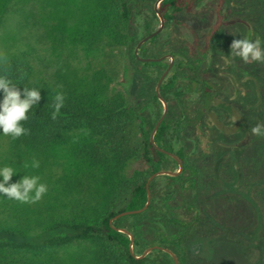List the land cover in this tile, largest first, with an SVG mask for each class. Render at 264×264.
<instances>
[{"label":"trees","instance_id":"obj_1","mask_svg":"<svg viewBox=\"0 0 264 264\" xmlns=\"http://www.w3.org/2000/svg\"><path fill=\"white\" fill-rule=\"evenodd\" d=\"M157 1L0 0V27L32 20L41 30L36 40L54 58L47 77L37 76L31 44L18 28L15 39L24 42L23 49L10 50L9 42H15L13 31L0 49V74L19 86L40 88L43 97L24 123L28 135L17 140L8 137V155L39 160V169L21 170L17 163L14 167L19 175H38L48 185V193L35 204L0 196V264H175L161 249L137 258L154 246L170 250L179 264H190L189 239L198 231L200 220V173L184 135L194 119L188 104L198 107L195 119L215 112L212 103L220 94L223 78L211 60L225 15H219L215 27L205 33L192 23L203 18L199 10L204 0H162L158 12L165 31L141 45L136 55V45L160 23ZM18 14L21 20L15 22ZM183 28L194 34L195 50L208 54L200 73H196L197 59L170 37L163 38L167 29L180 33ZM106 49L125 53L122 84L140 86L145 94L141 99L130 101L111 90L113 75ZM65 52L83 53L88 66L82 74L67 57L60 59ZM164 55L174 62L159 88L168 112L154 143L175 155L182 171L150 182L151 201L145 211L110 223L121 212L144 207L146 183L152 174L179 169L175 158L150 140L163 111L155 87L170 59H145ZM57 92L64 94L65 101L53 118ZM191 142L196 148V141ZM54 166L59 172H54ZM19 178L13 177L12 182ZM120 229L134 238L133 253L129 235Z\"/></svg>","mask_w":264,"mask_h":264},{"label":"rangeland","instance_id":"obj_2","mask_svg":"<svg viewBox=\"0 0 264 264\" xmlns=\"http://www.w3.org/2000/svg\"><path fill=\"white\" fill-rule=\"evenodd\" d=\"M220 1L219 4L218 0H204L199 10L203 18L192 20L196 29L203 28V32L208 33L215 27L219 15H225V22L217 34L218 47L212 52L211 60V65L223 78L220 94L212 103L215 112L195 119L198 107L188 104L194 119L184 135L191 143V160L200 173V220L198 231L189 239L190 264H264V136L251 132L257 124L264 125V63H244L236 56L225 59L234 39L249 33L253 34V39L256 36L264 38V0ZM19 16H14L15 22L21 20ZM15 24L8 22L0 27V49L7 35H11L10 31L14 32L15 40L9 42L10 50L23 49L24 42L15 39L19 29L27 44H31L30 57L35 73L47 77L54 58L44 51L45 44L36 40L41 34L39 26L32 20L16 24L18 27ZM159 26L160 23L156 28ZM163 31L164 26L160 33ZM167 37L198 60L196 73H200L207 65L208 54L205 56L195 50L194 34L187 28L180 33L167 29L163 38ZM105 52L110 58L113 75L111 90L121 92L130 101L141 99L145 94L140 86L122 84L125 53L113 54L107 49ZM162 57V60L170 59L167 55ZM65 58L80 74L88 66L82 52L78 56L62 53L60 59ZM179 77L187 82L183 76ZM213 126L218 128L213 130ZM192 140L196 141V148ZM8 143V137L0 135V165L16 166L17 163L21 170L29 171L30 167L23 165L31 161L8 155ZM53 169L59 172L58 167Z\"/></svg>","mask_w":264,"mask_h":264},{"label":"clouds","instance_id":"obj_3","mask_svg":"<svg viewBox=\"0 0 264 264\" xmlns=\"http://www.w3.org/2000/svg\"><path fill=\"white\" fill-rule=\"evenodd\" d=\"M239 57L244 63H264V38L253 34L234 39L230 45V54L225 57ZM42 90L37 87L19 86L12 78L0 74V135L17 140L28 135L24 126L33 109L40 107ZM65 96L57 92L54 97L53 118L64 106ZM253 135L264 136V125L257 124L251 129ZM25 168H40V161L33 158L23 165ZM20 178L13 181V177ZM48 193V185L41 182L38 175H19L12 164L0 165V196L22 204L38 203Z\"/></svg>","mask_w":264,"mask_h":264},{"label":"water","instance_id":"obj_4","mask_svg":"<svg viewBox=\"0 0 264 264\" xmlns=\"http://www.w3.org/2000/svg\"><path fill=\"white\" fill-rule=\"evenodd\" d=\"M161 1H162V0H158V1L156 2V4H155V11L157 12L158 18H159V20H160V26H159V28H158L157 30H155L154 32H152L151 34H149L148 36L144 37L143 39H141V40L139 41V43L136 45L135 50H134V52H135L136 55H138V50H139L140 46L143 45L144 43H146V42H147L148 40H150L152 37L158 35V34L160 33V31L162 30L163 26H164V20H163V17H162V15L158 12V6H159V4H160ZM167 56L170 57V59H171L170 64H169L168 68L164 71V73L161 75L160 79H159L158 82H157L156 88H155L156 95H157L158 99L160 100V102H161L162 105H163V112H162V115H161L160 119H159L158 122L156 123V125H155V127H154L152 133H151L150 140H151V142L153 143V145H155V143H154V135H155V132L157 131V129H158L160 123L162 122V120L165 118V116H166V114H167V104H166V101L161 97L160 92H159L160 85H161L163 79L165 78V76L167 75V73L169 72V70L171 69V67L173 66V62H174V61H173V58H172L171 56H169V55H167ZM163 58H164V57H161V58H158V59H145V60H147V61L158 60V61H159V60H162ZM155 147H156L159 151L164 152V153H166V154H169V155H171L173 158H175V160L178 162V165H179V169H178V171H176V172H172V171H169V170H163V171H158V172L152 174L151 177L148 179V181H147V183H146L147 201H146V204L144 205V207L141 208V209H139V210H131V211L121 212V213L117 214L116 216H114V217L110 220V223H112L113 221H115V220H116L117 218H119V217L126 216V215H132V214H138V213H141V212H143V211H145V210L147 209V207H148V205L150 204V201H151V193H150V189H149V184H150V182H151L154 178H156V177H158V176H163V175L176 176V175H178L179 173H181V171H182V165H181V162L179 161V159H178L175 155H173V154H171V153H169V152H167V151H165V150H163V149L157 147L156 145H155ZM120 231H122V232H124V233H126V234L129 235V237H130V251L133 253V247H132V246H133L134 238L130 235V233H129L127 230H125V229H120ZM154 249H161V250H164L165 252L169 253V254L172 256V258H173L175 264H179V263H178V259H177V257L175 256L174 253H172V252H171L170 250H168V249H163V248H160V247H158V246H154V247H149V248H147V249H146V250H145V251H144L139 257H137V258H144V257H146V256H147L152 250H154Z\"/></svg>","mask_w":264,"mask_h":264}]
</instances>
